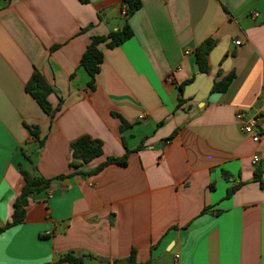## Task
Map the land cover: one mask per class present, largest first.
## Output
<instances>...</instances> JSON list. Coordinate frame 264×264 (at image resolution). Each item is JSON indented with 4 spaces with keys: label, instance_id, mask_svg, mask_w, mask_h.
I'll return each mask as SVG.
<instances>
[{
    "label": "crops",
    "instance_id": "0c3cea01",
    "mask_svg": "<svg viewBox=\"0 0 264 264\" xmlns=\"http://www.w3.org/2000/svg\"><path fill=\"white\" fill-rule=\"evenodd\" d=\"M139 1L132 36L99 46L90 91L80 56L90 37L121 28L122 1L0 0V227L22 187L18 165L66 175L82 135L101 142L84 173L126 155L124 167L55 181L29 200L0 235L3 264H54L68 252L112 262L131 250L151 264H264V0ZM206 39L215 43L203 74L193 51ZM34 70L49 104L60 103L51 121L24 92ZM229 73L227 89L211 93ZM237 111L261 114L257 144Z\"/></svg>",
    "mask_w": 264,
    "mask_h": 264
},
{
    "label": "trees",
    "instance_id": "16d2710c",
    "mask_svg": "<svg viewBox=\"0 0 264 264\" xmlns=\"http://www.w3.org/2000/svg\"><path fill=\"white\" fill-rule=\"evenodd\" d=\"M81 4L87 2V0H78ZM123 5L124 14L122 17V25L119 30L109 32L105 36H92L80 56L78 66L84 70L88 76L87 88L92 91L94 89V77L99 70V65L102 61V52L99 46H103L106 49H112L124 41L128 40L132 36V32L128 26V18L134 14L140 8L139 0H121ZM214 40L206 39L202 41L193 51L194 65L199 73L206 74L208 72V54L214 46ZM234 78L233 73H229L222 77L220 80L213 82L210 92L221 93L224 92L229 86L230 82ZM24 92L36 103L38 108L45 114L49 121H51L60 109V103L52 107L48 102V96L52 94L51 87L44 81L43 77L38 71H33L24 85ZM119 119V131L124 130L128 125L120 118ZM28 133L37 140V130L35 127H28L24 125ZM172 133L166 140L173 137ZM43 138L38 142V147H41ZM101 155V142L96 139H91L86 135H82L69 143V162L68 169L69 173L66 175H59L50 179H44L34 173L33 171H27L17 166V171L22 178V187L19 194L13 201L12 211L10 220L0 227V235L7 228L15 226L24 220L25 207L29 200H31L36 194L41 191L50 189V185L68 177L72 176H89L96 174L102 168L108 165H116L118 167L126 166V155L122 157H108L103 163L97 167L88 171L87 173L82 172L81 167L91 162L92 160L100 157ZM23 158L28 162V157L22 153ZM260 172L255 171L253 174V180L262 185L260 178ZM234 188L228 189L226 197L230 196ZM206 209L202 210V213ZM87 260L97 261L96 264H151L150 261L137 262L135 259V251L131 250L130 254L122 260H114L112 262H106L96 259L90 255H73V253H66L58 257L54 264H85Z\"/></svg>",
    "mask_w": 264,
    "mask_h": 264
},
{
    "label": "built area",
    "instance_id": "2783aa9c",
    "mask_svg": "<svg viewBox=\"0 0 264 264\" xmlns=\"http://www.w3.org/2000/svg\"><path fill=\"white\" fill-rule=\"evenodd\" d=\"M121 16L124 14V10L121 11ZM257 15L252 14V18H255ZM233 44L235 46L239 45V41H234ZM184 54H188V52H184ZM261 114L247 116L243 111H237L234 115V119L236 123L239 125L241 132L246 135L249 140L253 144H257L260 139V131H259V122H260ZM259 162V158L256 154H253L250 157V164L252 166H256ZM178 256L174 255V259Z\"/></svg>",
    "mask_w": 264,
    "mask_h": 264
},
{
    "label": "snow or ice",
    "instance_id": "6c2138e0",
    "mask_svg": "<svg viewBox=\"0 0 264 264\" xmlns=\"http://www.w3.org/2000/svg\"><path fill=\"white\" fill-rule=\"evenodd\" d=\"M0 249H2V244H0ZM0 264H3V262H2V261H0Z\"/></svg>",
    "mask_w": 264,
    "mask_h": 264
}]
</instances>
